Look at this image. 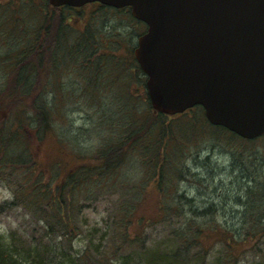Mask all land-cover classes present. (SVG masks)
Instances as JSON below:
<instances>
[{"label":"trees","instance_id":"16d2710c","mask_svg":"<svg viewBox=\"0 0 264 264\" xmlns=\"http://www.w3.org/2000/svg\"><path fill=\"white\" fill-rule=\"evenodd\" d=\"M12 1L0 0V37L22 42L0 53V180L12 192L9 208L20 206L41 226L31 227L25 238L13 230L0 235V264H120L116 258L126 264L128 257L139 264H237L248 251L261 255L255 246L264 237V134L243 139L212 125L200 105L175 115L154 111L145 75L125 34L98 28L91 16L83 28L71 32L63 14L66 7L41 0V10L31 0L29 5L15 0L17 8L10 9ZM27 14L35 18L33 26L23 24ZM65 73L83 80L79 95L95 98L105 92L120 107L116 125L102 144L91 153L75 154L71 164L62 157L69 146L59 131L62 103L57 95L64 91ZM51 77L56 83H50ZM48 136L61 155L41 161L38 151ZM218 138L236 145L238 162L233 165L252 184L244 191L243 216L250 222H243L239 234L211 223L209 208L191 210L177 192L193 151ZM125 161L133 166L132 174L122 171ZM151 188L158 203L156 212L145 216L139 209ZM102 192L111 221L102 230L88 229L83 251L73 254L71 238L83 231V203ZM153 225L161 239L148 242L146 232ZM210 250L215 253L208 261Z\"/></svg>","mask_w":264,"mask_h":264},{"label":"water","instance_id":"95a60500","mask_svg":"<svg viewBox=\"0 0 264 264\" xmlns=\"http://www.w3.org/2000/svg\"><path fill=\"white\" fill-rule=\"evenodd\" d=\"M128 5L146 24L134 56L150 104L164 114L196 104L243 138L264 134V0H48Z\"/></svg>","mask_w":264,"mask_h":264},{"label":"rangeland","instance_id":"374dc122","mask_svg":"<svg viewBox=\"0 0 264 264\" xmlns=\"http://www.w3.org/2000/svg\"><path fill=\"white\" fill-rule=\"evenodd\" d=\"M20 1L28 5L30 4L28 0H23L24 2ZM31 1H33L37 8L44 9L41 0ZM10 4V9L17 8L15 0ZM96 7L98 6L94 4H89L86 7V10L94 9L90 14V20L93 25L98 22L97 27L100 29L109 30L114 28L112 31L115 30V33L117 32L121 35L125 34L128 41L134 46L137 35L144 29V27L142 29L143 24L141 25L138 22L140 24V27H138V23L133 18L130 21L128 19V17L131 18L130 13L116 12L113 9H96ZM63 14L66 20L68 18L74 19L71 22H73L75 28L84 23V21H80L82 16L78 17L80 14L77 11L64 9ZM36 15H38V12L35 13ZM27 16V23L23 24L25 26H33L35 18L31 14H27ZM87 20L89 21V19ZM69 30L71 32L78 31V29H74L71 26ZM13 38V42H11L7 39L3 41L4 37H0V53L5 50H15L20 46L21 39L18 37ZM4 45H7V47L5 48ZM2 78L3 76L0 71V83L3 80ZM82 82L83 80L77 79L73 74L65 73L62 75L64 91L57 95L63 104L60 105L59 111L62 118L59 125L61 130L59 129V131L61 138L66 140L69 146L67 147L68 152L62 153L64 162L67 164L74 163L75 154L79 152L91 153L98 148L109 130L112 129V126L116 125L120 114L118 100L112 97L111 94L105 95V92H101L100 96L95 98H88L83 94L79 95L81 91L79 86ZM50 83L54 84L56 80L51 77ZM52 96L53 93L49 90L47 94L49 100H51ZM96 98H99V100ZM138 106H140L139 103ZM122 109L125 110V107ZM218 139H220L218 142H212L214 139L204 141L200 145V150L193 151L191 158L188 160L187 165H185L187 174L184 180L179 181L177 192L186 197L191 210L209 208L214 214H208L207 219H211V223L214 224L216 222L221 227L231 230L234 234H239L240 231L242 232L241 227L243 222H250L248 216H243L246 200L244 191L246 186H251L252 184L247 181V177H244L245 171L233 165V162L235 164L238 162V158L233 154L236 145L233 143L227 145L224 143V139ZM59 155H61V152L54 138L52 136L44 138L38 151L41 161H45L48 158H56ZM132 167L131 164H127L125 161L121 169L124 171V174H132ZM262 172L264 174V168ZM140 176L139 173L135 175L134 179L137 180ZM103 197L105 196L102 192L96 195L94 199L83 203L84 207L80 213V219L84 222L82 226L83 231L71 238L73 247L71 252L73 254L74 252L81 253L83 251L87 241L86 232L88 229L95 227L99 231L102 230V227L106 223H110L111 218L108 215L111 210L107 209L108 204L105 200H102ZM95 199L97 200L95 201ZM143 199L139 212L145 216L153 215L156 212V205L158 203L157 193L151 188ZM11 200V189L0 180V235L5 236L9 231L13 230L16 235L25 238L27 234H30L31 227L37 230L40 228L41 223L33 219L29 214L24 213L20 206L9 208ZM205 222L209 224L207 221ZM244 225L246 224L244 223ZM155 227L156 225L151 226L146 232L148 242H154V240L157 242L161 239L160 229ZM52 236L56 240L61 239L59 235ZM96 237L93 239L96 240ZM255 249L261 250L263 257L259 253L255 254L254 251H248L237 264H264V237L258 241ZM210 252L212 253L207 258L208 261L212 260V254L215 253L214 250H210ZM116 259L115 263L122 264ZM125 262L126 264H139L135 257H128Z\"/></svg>","mask_w":264,"mask_h":264},{"label":"flooded vegetation","instance_id":"af4514ba","mask_svg":"<svg viewBox=\"0 0 264 264\" xmlns=\"http://www.w3.org/2000/svg\"><path fill=\"white\" fill-rule=\"evenodd\" d=\"M95 6H98V7H96V9H98L100 6H103V5H101L100 3H98V2H92ZM91 3V4H92ZM90 4V3H89ZM89 4H83V5H81V6H58L60 9L61 8H67V9H70V10H74V11H77L80 15L78 16V17H81V22H83L84 21V23L82 24V27H80V28H83L85 25H86V23H87V18H89L90 17V14L94 11V9H88V10H86V7L89 5ZM73 16V15H72ZM73 21H74V19H72ZM79 20V19H78ZM68 25H70V23L68 22Z\"/></svg>","mask_w":264,"mask_h":264}]
</instances>
